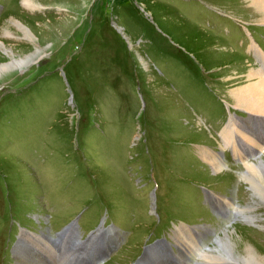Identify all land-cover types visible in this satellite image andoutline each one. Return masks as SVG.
Returning a JSON list of instances; mask_svg holds the SVG:
<instances>
[{"label": "rangeland", "instance_id": "374dc122", "mask_svg": "<svg viewBox=\"0 0 264 264\" xmlns=\"http://www.w3.org/2000/svg\"><path fill=\"white\" fill-rule=\"evenodd\" d=\"M256 48L264 52V23L245 0H0V64L36 56L0 72V264L62 258L52 236L76 218L83 236L117 229L101 264H130L180 222L213 236L227 226L240 255L264 264V191L247 181L243 162L254 160L239 139L240 126L258 138L264 120L231 93L260 67ZM230 118L243 159L222 143ZM183 228L177 257L192 264L195 243L214 240ZM75 237L61 235L60 248ZM102 239L72 254H100Z\"/></svg>", "mask_w": 264, "mask_h": 264}, {"label": "bare ground", "instance_id": "6f19581e", "mask_svg": "<svg viewBox=\"0 0 264 264\" xmlns=\"http://www.w3.org/2000/svg\"><path fill=\"white\" fill-rule=\"evenodd\" d=\"M245 1L250 6H252L257 13H259L261 15V20L264 23V0H245ZM24 31L28 32L27 29ZM28 34L30 35V32H28ZM254 53L259 60L260 67L258 69H251L249 74H248V77H247L248 79L246 80L248 82L247 83L242 82L241 85L236 86L235 89L232 90L231 93H232V98L236 101V103H238L239 106L243 107L246 111H248L250 113L251 117H253L252 114L254 113V114H256V116H258V117L260 116V118L255 117L254 119L264 120V52L261 51L259 48H256L254 50ZM34 57H36V56H29L25 61H20L16 65H13L16 62V60H15L16 58L10 60L8 63H2V64H0V72L1 71L7 72L14 67H15V69H17L20 66H24L27 63H31L32 60L34 59ZM5 68H8V69H5ZM235 125H238L237 121L230 118L228 124L225 126V130L221 133L220 136L223 139V141H222L223 145L224 146L229 145L232 148L234 154L237 157H239V159H243L247 154V152H246L247 149L245 148L246 153H244L236 147L237 143L234 142V140L229 141L228 132L231 131L232 129H234L233 126H235ZM239 125H241V124H239ZM240 127H239L240 128L239 139H242L243 142L245 141L246 145H248L247 147L250 148L248 156L252 157V159L254 160V161L243 162L245 168H247V171H248L246 176L249 174L247 177V181L252 185L251 186L252 190L255 191L256 189L261 188L264 191V159L259 157L262 154H264V131H262V133L257 138L255 136V134H253L251 132L252 128L248 129V128H243L242 126H240ZM251 136L254 138H252ZM202 156H203L204 160L212 166L214 171H218L220 169V167L223 165V163L218 158V155L212 151L211 152L208 150L204 151L202 153ZM255 157H257V158H255ZM215 197H214V199H215ZM226 199L229 200L228 198H226ZM216 202H217V204H219L217 197H216ZM242 211L244 212V210H242ZM228 212L229 211L227 210V213ZM225 225H227V224H225ZM175 227L179 228L178 225H175ZM223 227L224 228L220 229L219 233H217L213 236V229H211L209 226H202L203 236H204V231H206V233L212 235L211 241L214 240L212 243V247L208 246L202 252L204 259H205V262L206 263H212V264H225L221 261H230L232 263H237V260H240L246 264H252V262H254V256L250 253H248L245 256L240 255V253L238 252V250L236 248V244L233 240V237L230 236V234H229L230 229L227 228V226H223ZM69 231H71V230L68 228L66 230V232L62 231L61 235H65ZM178 232H179V230L176 232H172V239L175 241V243L177 245V249H178L175 253L176 257H177V254L182 253L183 249H186L185 244H184L180 234L178 236H176V233H178ZM183 233L185 234V236L192 234L190 231H181V234H183ZM30 234H32V233H30ZM203 236L201 235L200 241H203L205 239V237H203ZM177 237H179V238L177 239ZM49 239H51V238H49ZM53 241H54V237H53ZM61 244H64V241ZM61 244L59 243V246ZM78 244H84V243L78 242ZM64 247H61V249H64V251H63L64 256L62 258H60L61 255L57 254V250L56 251L54 250L55 251V257L52 258L51 261L46 262V264H71L72 257L74 255H76V254H74V255L72 254L76 251V247L71 246L70 247L71 249H65ZM199 247H200V245L198 244V242H196L193 249L199 250L200 249ZM193 249L191 251H193ZM156 257H158V256H156ZM158 258L161 259L160 257H158ZM226 259H228V260H226ZM145 260L148 261L149 259H145ZM193 260H192V264H193ZM158 261L159 260H156V262H158ZM198 262L201 263L200 261H198ZM159 264H161L160 261H159ZM255 264H259V263H255Z\"/></svg>", "mask_w": 264, "mask_h": 264}, {"label": "water", "instance_id": "95a60500", "mask_svg": "<svg viewBox=\"0 0 264 264\" xmlns=\"http://www.w3.org/2000/svg\"><path fill=\"white\" fill-rule=\"evenodd\" d=\"M118 31H120V29H118ZM208 192H210L209 190H207ZM207 197H205L206 202L208 203V205L210 206V208L218 213L217 210V202H216V197H215V203H213V196H209V194L206 195ZM215 196V195H214ZM214 208V209H213ZM236 208V207H234ZM233 218L230 220H235V209L233 210V214H232ZM72 223V222H71ZM75 223V221H74ZM71 224L67 225L66 227H64L61 232L57 233L58 235L62 234L63 230H67L66 228H69L71 230ZM182 226H185L186 228L189 229V231L192 234L196 233V236H199V230H201L200 227H202L201 225H196V224H185V223H180L178 225L179 228L174 227V229L171 230V232H176L178 230H183L184 228ZM113 225H109L106 227H102L101 225H98L94 230L92 231H96L99 232V228L104 229V231L106 232V234H108L110 232V230L112 229ZM115 229V228H114ZM175 234V233H174ZM107 236V235H106ZM171 235H169L170 237ZM171 239V238H170ZM115 240V238H114ZM113 240V241H114ZM116 242V241H115ZM202 242V241H200ZM208 247V244H203L202 246L200 245V249L197 251L196 256L194 257L193 260V264H201L198 262L199 259V255L204 251V249H206ZM112 248H109L108 251L106 252L105 256L110 252ZM177 251V245L175 244V242L171 239V241L167 240L165 237H161L158 239H155L154 241L144 245L142 252L140 253V255L136 258V260L132 263V264H156V260L159 259L158 257H162V258H168L169 256H171V259L173 260L174 263H178V264H182V259H180L179 257H176V254L174 253V251ZM158 256V257H156ZM101 258H103L104 256H100ZM98 257L95 258L94 260L91 259L90 263L91 264H98ZM145 259H149L148 261H150V263L148 261H146Z\"/></svg>", "mask_w": 264, "mask_h": 264}, {"label": "trees", "instance_id": "16d2710c", "mask_svg": "<svg viewBox=\"0 0 264 264\" xmlns=\"http://www.w3.org/2000/svg\"><path fill=\"white\" fill-rule=\"evenodd\" d=\"M91 15H93V13H91L90 16ZM90 25H91V22L89 21V24H87V30H86L87 33L90 31ZM154 183H156V182H154ZM156 186H158V188H159V184L157 185V183H156Z\"/></svg>", "mask_w": 264, "mask_h": 264}]
</instances>
